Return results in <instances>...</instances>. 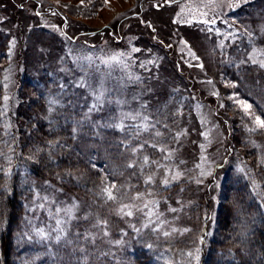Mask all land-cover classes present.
<instances>
[{"label": "rangeland", "instance_id": "1", "mask_svg": "<svg viewBox=\"0 0 264 264\" xmlns=\"http://www.w3.org/2000/svg\"><path fill=\"white\" fill-rule=\"evenodd\" d=\"M230 3L239 6L231 8ZM203 12L207 16H202ZM240 13L251 14L252 22L264 26L260 15L264 0H216L215 6L211 0H108L107 4L104 0H0V54L9 59L4 77L7 129L14 133L21 129V84L52 73L62 83L80 88L90 107L97 103L93 110L103 112L111 103L119 124L130 127L152 147L163 149L164 162L158 165L153 182L163 184L167 178L169 185L191 180L208 192L207 200L218 203L227 171L234 168L247 174L249 153L264 149V129L253 119L259 114L253 107L252 115L244 112L238 103L243 99L221 73L223 65L236 61L235 54L242 55L237 64L257 66L260 71L253 78L264 88V68L259 66V61H264V55L259 54L264 51V37L253 41L261 33L254 37L249 32L251 23L246 26L236 17ZM259 15L262 17L256 18ZM254 51L257 63L249 59ZM82 82L87 87L80 86ZM172 91H184L193 99V109L180 113L177 121L161 111ZM169 120L174 123L166 124ZM166 128L177 135L171 147L162 144ZM139 151L137 148L136 153ZM202 169L205 175H201ZM177 171L181 176L173 180ZM39 191L30 206L28 227L55 219L53 228L48 225L43 234L56 238L73 230V225L81 223V230L88 225L86 231L94 237L84 236L90 242L80 241L83 264L105 263L97 256L102 253L93 251L104 245L98 227L106 238L114 237L117 229L123 231L128 222L136 223L138 217L137 232L151 228L165 233L184 227L173 216L175 203L172 206L164 201L161 205L147 194L137 195L140 198L136 196L127 211L118 208L126 221L116 229L90 213L84 200L54 188ZM80 229L79 233H85ZM113 255L108 254L109 261Z\"/></svg>", "mask_w": 264, "mask_h": 264}, {"label": "trees", "instance_id": "2", "mask_svg": "<svg viewBox=\"0 0 264 264\" xmlns=\"http://www.w3.org/2000/svg\"><path fill=\"white\" fill-rule=\"evenodd\" d=\"M260 15L264 17V13ZM236 17L246 26L251 23L249 32L254 37L261 33L253 41L264 37V26L252 22L251 14ZM241 56L235 54L236 61L223 65L221 73L264 119V88L256 85L253 78L260 69L237 64ZM8 62V56L0 54V264H83L80 241L90 242L84 236L94 237L86 231L88 225L83 230L81 223L73 225V230L61 235L59 241L43 234L47 227L53 228L55 219L43 226L38 223L28 227L30 206L43 187L86 201L90 213L116 229L126 221L117 213L118 208L127 211L139 194L151 193L161 205L164 201L175 203L173 216L184 227L166 231L168 236L151 228L137 232L140 217L135 218L136 223L128 222L123 231L117 229L114 237L106 238L98 227V237L104 245L93 251L103 254L97 256L104 264H190L186 253L197 247L199 264H264V149L249 153L247 174L241 175L234 168L227 171L218 203L207 200L208 192L191 180L167 186L158 181L146 183L159 171L164 151L134 135L130 127H123V131L115 127L119 125L118 113L111 103L103 112L91 109L80 88L71 82L62 83L52 73L43 75L42 80L21 84V129L17 133L9 131L4 110ZM192 109L191 97L184 91H172L161 111L177 121L180 113ZM165 123L171 125L174 121ZM166 130L162 144L171 147L177 135ZM106 187L112 189L116 199L107 198L103 191ZM79 229L85 233H79ZM201 237L203 244L199 242ZM109 253L114 254L113 260L109 261Z\"/></svg>", "mask_w": 264, "mask_h": 264}, {"label": "snow or ice", "instance_id": "3", "mask_svg": "<svg viewBox=\"0 0 264 264\" xmlns=\"http://www.w3.org/2000/svg\"><path fill=\"white\" fill-rule=\"evenodd\" d=\"M104 3L107 4V3H108V0H104ZM211 3H212L213 6H215V4H216V0H211ZM205 6L207 7L208 5H205ZM228 6L231 7V8H235V7H238L239 5H238L237 3H230ZM201 15H202V16H207V12H203V13H201ZM176 22H177V23L180 22L179 18H177V21H176ZM201 22L204 23V24H208V23H209L208 20H203V21H201ZM211 22H212V23H215L214 20L211 21ZM209 31H211V29H209ZM14 44H15V42L13 41V46H14ZM134 51H139V49H134ZM189 54L192 55V56L195 58V53H194V52H191V50L189 51ZM256 54H257V53L254 51V52H253V55H252L251 57H249V59H251L253 63H257V60H256V58H255V57H256ZM259 54H260V55H264V51H261ZM200 66L203 67V65H200ZM259 66H260L261 68H264V61H259ZM80 86H82V87H87V85L84 84L83 82L81 83ZM231 86H232V87H235V85H231ZM5 99L7 100V97H5ZM96 99H97V101L101 100V99H102V95H101V96H97ZM238 103L240 104L241 108L244 110V112H245L246 114L252 115V113H251L252 105H251V104H248L247 102H245V101H243V100H239ZM97 106H98L97 103H93L92 106H91V109H96ZM50 110H51V109H50ZM253 119H254L255 124L258 125L260 129H264V119H261L259 116H254ZM114 126L117 127V128H119L121 131H123V127H124V126H123L122 123L119 124V125H114ZM157 135H160V133L158 132ZM153 147H155V145H153ZM201 147L203 148L204 146L201 145ZM161 151H163V149H161ZM169 155H171V153H169ZM202 159H204V158L202 157ZM145 163H147V157H145ZM132 166H133V165H129V167H132ZM198 167H200V166L198 165ZM240 171H243V169H240ZM201 175H205V173L203 172V169L201 170ZM207 175H211V173L209 172V173H207ZM180 176H181V173H180L179 171H177V172L175 173V175L172 177V179H173V180H176V179H178ZM152 182H153L152 177L149 176V177L147 178V180H146V183H152ZM198 182H199V181H198ZM168 183H169L168 179L165 178V179L163 180V184H164L165 186H167ZM112 187H114V185H113ZM103 191L106 193L107 198H108L109 200H114V199H116V197L113 195L112 189H111L110 187H106V188H104ZM149 195H151V193H149ZM139 198H140V197L137 196V199H139ZM172 211H175V209H172ZM127 215H132V213H131V212H128ZM174 231H176V230L174 229ZM183 231L188 232V231H191V229H184ZM164 235H165V236H168L169 233H168V232H165ZM43 238L46 239L47 237H43ZM56 239H57V241H59L60 236H57ZM199 242H200L201 244H203V243H204V239L201 237L200 240H199ZM186 255H187V257L189 258V262H190V264H191L192 261H194L195 264H199V262H200V248H199V247H197V248L195 249L194 252H193V251H189V252H187Z\"/></svg>", "mask_w": 264, "mask_h": 264}]
</instances>
